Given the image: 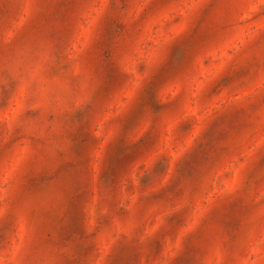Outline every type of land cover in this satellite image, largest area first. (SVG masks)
I'll return each instance as SVG.
<instances>
[{
  "label": "rangeland",
  "instance_id": "374dc122",
  "mask_svg": "<svg viewBox=\"0 0 264 264\" xmlns=\"http://www.w3.org/2000/svg\"><path fill=\"white\" fill-rule=\"evenodd\" d=\"M0 264H264V0H0Z\"/></svg>",
  "mask_w": 264,
  "mask_h": 264
}]
</instances>
